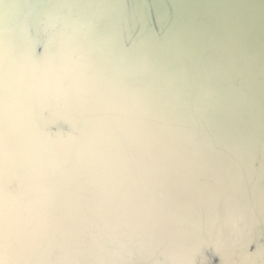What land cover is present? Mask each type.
Wrapping results in <instances>:
<instances>
[{
    "label": "water",
    "instance_id": "obj_1",
    "mask_svg": "<svg viewBox=\"0 0 264 264\" xmlns=\"http://www.w3.org/2000/svg\"><path fill=\"white\" fill-rule=\"evenodd\" d=\"M0 79L94 184L0 264H264V0H0Z\"/></svg>",
    "mask_w": 264,
    "mask_h": 264
},
{
    "label": "bare ground",
    "instance_id": "obj_2",
    "mask_svg": "<svg viewBox=\"0 0 264 264\" xmlns=\"http://www.w3.org/2000/svg\"><path fill=\"white\" fill-rule=\"evenodd\" d=\"M62 65L47 70L56 77L62 75L61 70L66 71L63 74L66 77L77 74V64L67 70ZM14 72L19 78L23 77L17 69ZM21 80L23 89L11 90L3 86L0 79V241L7 242L14 250L19 249L25 238L20 233L22 230L27 229L29 235L30 230L39 231L43 227L49 230L55 223L62 226L67 219L58 211L66 205L81 206L79 201L85 200L83 195L91 194L94 187L87 172L77 171L73 144L59 135L54 137L41 131V125L35 122L38 114L31 107L32 99H48L49 89L44 83L37 86L36 79H33L35 83L30 82L31 86ZM87 87L89 90L90 85ZM20 89L23 96H19ZM16 95L26 97L20 100ZM61 198L63 204H60ZM113 207L114 201H111ZM115 207L123 211L122 220L130 218L124 205ZM173 235L171 232V237ZM11 250L6 252L8 256Z\"/></svg>",
    "mask_w": 264,
    "mask_h": 264
}]
</instances>
